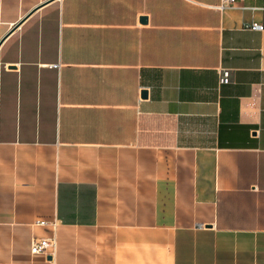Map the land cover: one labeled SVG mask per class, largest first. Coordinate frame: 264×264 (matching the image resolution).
I'll use <instances>...</instances> for the list:
<instances>
[{"label": "crops", "instance_id": "obj_1", "mask_svg": "<svg viewBox=\"0 0 264 264\" xmlns=\"http://www.w3.org/2000/svg\"><path fill=\"white\" fill-rule=\"evenodd\" d=\"M219 1L0 0V264H264V0Z\"/></svg>", "mask_w": 264, "mask_h": 264}, {"label": "built area", "instance_id": "obj_2", "mask_svg": "<svg viewBox=\"0 0 264 264\" xmlns=\"http://www.w3.org/2000/svg\"><path fill=\"white\" fill-rule=\"evenodd\" d=\"M237 1L241 0H220L219 4L216 5L217 8L223 9L227 6L234 4ZM250 29L254 30H262L263 26L258 23H250L247 25ZM229 70L225 68H221L219 70V82L227 83L229 81ZM38 223H45V221H38ZM54 244L49 238L41 237V238H34L30 247L31 253H51V249H53Z\"/></svg>", "mask_w": 264, "mask_h": 264}]
</instances>
